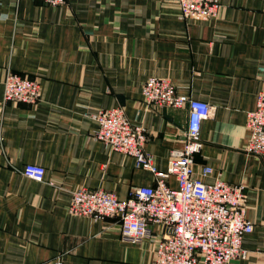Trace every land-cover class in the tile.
Listing matches in <instances>:
<instances>
[{"label":"crops","instance_id":"crops-1","mask_svg":"<svg viewBox=\"0 0 264 264\" xmlns=\"http://www.w3.org/2000/svg\"><path fill=\"white\" fill-rule=\"evenodd\" d=\"M176 0H0V264H151L155 240L122 242L116 218L68 211L72 192L102 188L124 199L153 175L96 140L99 110L119 106L147 130L144 150L165 170L182 146L187 109L151 110L149 76L213 106L194 169L245 186L246 254L264 264V160L247 153L246 114L264 85V0H220L217 16L180 18ZM7 70L40 82L34 104L3 102ZM43 167L41 181L23 175ZM166 183L176 187L173 176ZM154 228V234H159Z\"/></svg>","mask_w":264,"mask_h":264},{"label":"built area","instance_id":"built-area-1","mask_svg":"<svg viewBox=\"0 0 264 264\" xmlns=\"http://www.w3.org/2000/svg\"><path fill=\"white\" fill-rule=\"evenodd\" d=\"M37 1L56 6L66 0ZM176 2L183 20H206L217 16L220 9V0ZM259 70L264 72V66ZM39 92L38 80L6 71L3 102L34 104ZM142 97L151 110L187 109L182 146L170 150L168 166L160 170L144 150L148 134L143 124L130 122L119 106L99 110L94 116V138L109 150L131 156L135 167L150 172L155 183L131 188L124 199L102 188H78L72 192L68 211L95 220L116 218L120 240L125 243L138 245L154 239L151 264H233L245 256L242 238L254 227L245 216V186L222 178L205 182L202 177L211 173L210 166L199 172L194 169V157L202 146L201 124L211 116L213 106L177 92L170 80L157 76L145 80ZM245 127L248 138L244 150L264 160V85L257 93L255 107L246 114ZM22 173L41 181L44 169L25 164ZM169 176L175 178L176 187L167 185Z\"/></svg>","mask_w":264,"mask_h":264}]
</instances>
